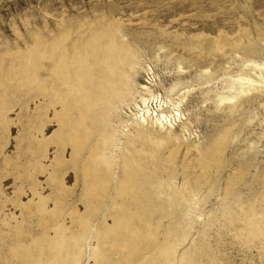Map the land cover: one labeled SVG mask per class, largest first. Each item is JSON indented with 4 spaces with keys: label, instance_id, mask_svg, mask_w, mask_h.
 <instances>
[{
    "label": "rangeland",
    "instance_id": "rangeland-1",
    "mask_svg": "<svg viewBox=\"0 0 264 264\" xmlns=\"http://www.w3.org/2000/svg\"><path fill=\"white\" fill-rule=\"evenodd\" d=\"M60 34L84 60L109 43L137 60L133 98L111 116L115 177L91 194L70 145L60 155V105L26 79L33 44ZM251 44L264 63V0H0V264L56 241L60 264H264V67L244 66ZM239 77L256 88L234 92ZM140 97L170 125L135 128Z\"/></svg>",
    "mask_w": 264,
    "mask_h": 264
},
{
    "label": "bare ground",
    "instance_id": "bare-ground-1",
    "mask_svg": "<svg viewBox=\"0 0 264 264\" xmlns=\"http://www.w3.org/2000/svg\"><path fill=\"white\" fill-rule=\"evenodd\" d=\"M64 36L66 35L60 34L56 38L50 39V41L42 39L40 42L36 41L33 44L29 55L26 56L29 60L26 79L31 86V93L34 97H41L44 103L48 100L49 107L57 104L60 105L62 113L56 117V120L61 125V131L57 136V140L61 146L60 155L62 157L65 146L70 145L72 155L69 163L73 165L74 174L72 177L76 179L79 175L83 182V191L91 194L95 189L99 187L103 188L107 183L112 182L115 177V174H112V167L115 164L113 151L117 147V143L114 135L115 132L111 127V116L117 104H124L128 97H132V83L137 60L136 58L131 59V57L127 56V53H121L116 49L114 50L113 43H109L106 46L104 44L100 47V52L98 51L92 59L87 61L80 56L79 52L74 51L73 46L71 47L65 44ZM258 50L259 48L256 44H251L240 52L245 63H243L244 66L264 67V63L254 61V56H256ZM46 60L48 62L45 63L44 61ZM40 69L46 72L42 78L39 76ZM238 79L237 85L239 88L236 89L235 87L234 92L238 90L239 93H244L247 90L256 88L253 85L256 82L255 80L244 77H239ZM244 84L248 86L244 88ZM141 89H146V87L141 86ZM151 94L149 92V95ZM232 99H235V93L218 98V102L222 103L224 101H231ZM146 100L140 97L142 104ZM80 103L84 104L81 106ZM70 104L75 110H79L75 118H69V114L67 113L69 112ZM45 106L48 108L46 104ZM88 119L91 125H83L82 122H86ZM149 121L150 123L146 122V118L142 117V119L132 120V124L137 129H145L147 127L151 129L152 127L163 129V125L166 123L163 122L164 119L159 117L151 118ZM99 125L100 127L98 128ZM108 128H110L109 131H107ZM84 130L87 132L84 133ZM94 132H97L96 134L100 137L98 141L101 147L97 143L95 145L93 144L92 146L94 147L87 148L88 154L90 153V155L85 157V149L82 146V141L84 139L85 141L90 139V136ZM95 150L100 151L98 155L95 153ZM65 164L61 159L57 161V166L60 169L65 167ZM101 165H104V168ZM66 179L70 180L71 176L68 175ZM139 198L142 203H147L150 200V197L145 195L143 191L139 194L138 192L135 193L134 199L139 201ZM256 226V222L250 221L247 223L245 230L253 235L256 233ZM82 241L83 238L80 241L75 240L72 242V245L81 247ZM85 245L87 246L88 242H85ZM18 248L16 247V249ZM44 250H47L49 255L46 259L41 260V255L43 257ZM64 250L63 243L56 241L51 246L42 247V251L38 252L37 257L33 251H26L24 253L25 261L23 264H60L59 261L64 254ZM139 250L137 247V249L133 250V253H137ZM125 260L127 259L125 258ZM76 262L77 260L73 261L74 264ZM136 264L141 263L137 261Z\"/></svg>",
    "mask_w": 264,
    "mask_h": 264
},
{
    "label": "built area",
    "instance_id": "built-area-1",
    "mask_svg": "<svg viewBox=\"0 0 264 264\" xmlns=\"http://www.w3.org/2000/svg\"><path fill=\"white\" fill-rule=\"evenodd\" d=\"M148 103H144L142 108L138 107V105H136V107L133 108V113L130 116L136 117V119H142V117H144V118H146V120L147 119L149 120L151 118L154 119L156 117H159V118L164 119L163 122L164 123L166 122L165 124H169L170 125V122H172V120L174 119V116L173 115L167 116V114H165V113L160 114V110L159 111L156 110L155 106H154V109L149 108V106H147ZM157 103H158V101H157ZM158 109H161V108L158 107ZM150 114H151V116H150Z\"/></svg>",
    "mask_w": 264,
    "mask_h": 264
}]
</instances>
